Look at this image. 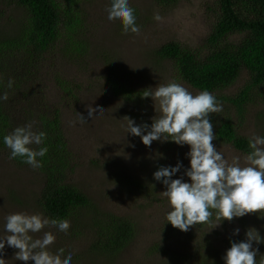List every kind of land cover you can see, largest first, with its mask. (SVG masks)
I'll use <instances>...</instances> for the list:
<instances>
[{
	"label": "rangeland",
	"instance_id": "rangeland-1",
	"mask_svg": "<svg viewBox=\"0 0 264 264\" xmlns=\"http://www.w3.org/2000/svg\"><path fill=\"white\" fill-rule=\"evenodd\" d=\"M215 2L182 0L172 8H163L155 0H129L140 32L123 34L119 22L106 20L110 0H88L81 6L87 11V18L78 40L79 44L87 43L83 45L86 49L80 53L72 51L70 58L61 54L52 58V76L46 72L42 89L49 92V105L58 109L60 128L70 144L75 165L69 182L91 204L68 220L67 232L46 228L32 235L34 239L42 238L45 231H52L56 241L50 251L55 253L62 248L64 254L72 253L71 264H223L222 257L231 242L245 240L249 229L256 230L264 240L262 213L234 218L216 228L213 217L211 223L191 227L187 232L167 224L168 201L160 194L166 189L154 180L153 174L161 167L180 163L181 170L173 179L183 176L190 166L186 158L189 147L171 141H154L147 147L139 137L127 133L126 117L136 125L150 126L156 115L152 99L143 98L145 90L154 91L159 85L177 82L193 95L200 93L179 79L173 66L161 61L156 52L171 42L201 49L215 21ZM24 13L22 9L13 12L16 23L25 20ZM156 15L161 17L159 21L154 19ZM232 40L237 41L238 37ZM64 47L70 49V45ZM56 75L77 92L75 102L72 96L60 94ZM248 82L249 75L243 72L232 87L212 93L223 107L222 112L210 117L215 134L218 126L228 120L242 137L264 136V102L238 114L237 108L225 100L239 94ZM90 106L102 111L81 122L78 115L87 118ZM28 123L23 113L17 115L12 120V130ZM213 144L229 162L238 156L244 163L246 154L220 141L217 135ZM33 171L30 167H17L7 151H0V236L5 234L6 216L42 213L36 201L44 181L41 174L33 175ZM184 182L190 181L184 177ZM111 217L129 221L135 229L133 238L122 251L96 253L93 246L100 228L95 222L105 223ZM236 229L239 234L233 235ZM253 247L258 249V263L264 243L254 242ZM15 251L6 246L2 258L7 264H24L14 259Z\"/></svg>",
	"mask_w": 264,
	"mask_h": 264
},
{
	"label": "trees",
	"instance_id": "trees-1",
	"mask_svg": "<svg viewBox=\"0 0 264 264\" xmlns=\"http://www.w3.org/2000/svg\"><path fill=\"white\" fill-rule=\"evenodd\" d=\"M87 1L0 0V94L8 93V100L0 102V151L10 155L2 142L3 136L13 131L12 120L22 113L26 123L33 124L34 131L47 134L44 146L48 152L40 158L43 166L34 169L33 175L36 172L43 177L36 204L48 218L70 220L91 204L69 182L75 165L70 144L60 128L58 109L49 105V92L42 89L46 72L52 76V58L56 54L73 57L72 51L80 53L86 43L79 44L78 40L87 18V11L81 6ZM180 1L155 0V3L158 7L172 8ZM215 3V21L201 49L171 42L162 45L156 55L173 66L179 79L200 92L229 89L243 72L248 73L249 82L241 92L225 98L242 114L247 107L264 102V0H217ZM21 9L25 11V20L18 24L13 12ZM235 36L237 41L232 40ZM64 45H70V49L67 51ZM10 79L14 81L11 89L7 87ZM55 81L60 94L72 96L75 102L77 92L69 89L68 82L57 75ZM216 135L220 141L248 153L249 139L238 135L231 121L221 123ZM13 161L19 168H32L19 158ZM260 216L264 227V213ZM95 225L100 231L93 248L101 254L122 251L135 231L129 221L120 218L111 217L105 223L97 220Z\"/></svg>",
	"mask_w": 264,
	"mask_h": 264
},
{
	"label": "clouds",
	"instance_id": "clouds-1",
	"mask_svg": "<svg viewBox=\"0 0 264 264\" xmlns=\"http://www.w3.org/2000/svg\"><path fill=\"white\" fill-rule=\"evenodd\" d=\"M106 20L119 22L123 34H139L135 10L129 6V0H110L106 9ZM159 21V15L154 16ZM14 81L9 80L11 89ZM151 98L156 115L151 125H136L128 121L127 133L139 137L143 145L150 147L154 141L174 142L180 147L187 145L186 158L190 166L178 179L174 176L181 170L182 164L175 167H161L153 174L154 180L165 187L160 193L168 201L167 224L181 232L191 227L211 223L213 217L216 227L223 222L242 218L250 213H264V136L254 135L248 140V153L241 164L240 157L229 162L224 154L217 150L213 141L211 115L222 112L223 107L216 97L207 90L193 95L177 82L159 85L145 90L143 98ZM8 100V93L0 94V102ZM101 109L89 107L87 118L80 115L81 122L101 112ZM146 133V134H145ZM47 134L34 131L33 124L16 127L10 134L3 136V144L10 151L9 159L20 161L33 169L41 168L40 158L46 156L48 147L44 146ZM37 146L33 148L32 146ZM187 177L190 182H184ZM4 235L0 236V264L7 246L15 251L16 261L34 262V264H71L73 254H64V249L55 253L50 246L56 241L52 231H45L42 238H33L32 234L44 229H55L57 233L68 231L70 224L66 219L45 217L42 213H15L6 216ZM214 228V229H215ZM236 229L233 235H238ZM264 243L254 229H249L245 240L231 242L230 248L222 257L223 264H257L258 249L253 243ZM259 264H264L261 256Z\"/></svg>",
	"mask_w": 264,
	"mask_h": 264
}]
</instances>
